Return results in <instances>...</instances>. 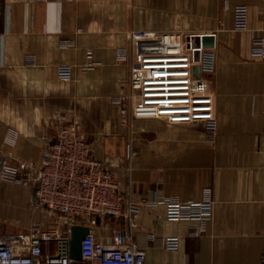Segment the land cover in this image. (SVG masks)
<instances>
[{"label":"crops","instance_id":"0c3cea01","mask_svg":"<svg viewBox=\"0 0 264 264\" xmlns=\"http://www.w3.org/2000/svg\"><path fill=\"white\" fill-rule=\"evenodd\" d=\"M236 3L247 6L245 29L233 27ZM130 28L194 32L213 48L215 66L207 74L213 140L200 122L128 115L122 123L112 97L124 90L120 80L128 66L116 62L114 52ZM263 33L264 0H0V160L36 164L57 127L73 121L126 200L161 194L200 199L211 187V217L198 236L188 234L191 220L169 219L156 204L140 205L133 226L121 217L99 218L97 239L110 242L116 230L124 231L144 249L145 264H259L264 59L250 46ZM86 48L95 64L81 70ZM60 63L71 64L69 79L57 77ZM8 127L16 131L12 144L3 140ZM31 199L25 181L0 180V232L54 224V214L32 209ZM161 235L178 236V246H162ZM52 246L43 242L41 251Z\"/></svg>","mask_w":264,"mask_h":264},{"label":"built area","instance_id":"2783aa9c","mask_svg":"<svg viewBox=\"0 0 264 264\" xmlns=\"http://www.w3.org/2000/svg\"><path fill=\"white\" fill-rule=\"evenodd\" d=\"M246 22V4L236 3L233 27L245 29ZM201 36L180 29L127 30L126 42L116 46L114 52L115 61L128 66L127 77L120 80L124 90L112 97L120 106L122 123L127 122L128 115L154 116L173 123L200 122L206 138L214 139L216 118L207 74L214 70L215 55L211 46L202 43ZM250 52L264 59V33L252 37ZM94 64L92 50L86 48L80 68L87 70ZM70 76L71 64H58L57 77L64 80ZM15 136L16 131L8 127L3 140L12 144ZM0 180L25 181L32 187V209L54 214L52 226L0 232V264H73L76 259L69 256L72 224L88 227L80 239V264H145L144 249L128 240L130 235L124 231L116 230L110 242L97 239L99 218L121 217L133 226L140 205L161 204L167 218L191 220L188 234L198 236L212 212L210 186L203 188L200 199L180 200L161 194L152 199L126 200L112 174L77 133L73 121L57 127L53 138L41 146L36 164L22 159L0 160ZM154 237L148 234L150 240ZM159 240L166 248L178 246L176 235H161ZM43 242H52L53 246L42 252ZM259 264H264V254Z\"/></svg>","mask_w":264,"mask_h":264},{"label":"water","instance_id":"95a60500","mask_svg":"<svg viewBox=\"0 0 264 264\" xmlns=\"http://www.w3.org/2000/svg\"><path fill=\"white\" fill-rule=\"evenodd\" d=\"M202 38H205L203 35ZM203 44L206 45L203 41ZM196 57V52H195ZM88 231L86 225L72 224L70 226V239H69V256L74 259H80V239Z\"/></svg>","mask_w":264,"mask_h":264},{"label":"rangeland","instance_id":"374dc122","mask_svg":"<svg viewBox=\"0 0 264 264\" xmlns=\"http://www.w3.org/2000/svg\"><path fill=\"white\" fill-rule=\"evenodd\" d=\"M80 263H81V260L80 259H76V262H74L73 264H80Z\"/></svg>","mask_w":264,"mask_h":264}]
</instances>
